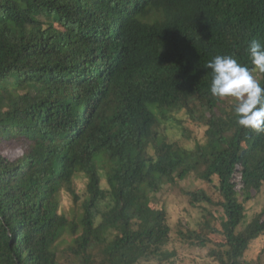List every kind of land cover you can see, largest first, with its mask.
Listing matches in <instances>:
<instances>
[{
	"label": "trees",
	"instance_id": "obj_1",
	"mask_svg": "<svg viewBox=\"0 0 264 264\" xmlns=\"http://www.w3.org/2000/svg\"><path fill=\"white\" fill-rule=\"evenodd\" d=\"M253 40L264 45V0H0V264L169 263L168 212L150 206L167 185L222 210L221 264H251L264 201L243 223L264 189V131L211 94L207 63L231 56L264 88ZM179 111L204 142L171 138ZM192 177L202 186H181Z\"/></svg>",
	"mask_w": 264,
	"mask_h": 264
},
{
	"label": "rangeland",
	"instance_id": "obj_2",
	"mask_svg": "<svg viewBox=\"0 0 264 264\" xmlns=\"http://www.w3.org/2000/svg\"><path fill=\"white\" fill-rule=\"evenodd\" d=\"M227 101H234L233 97H222ZM176 116H180L181 121L178 122L177 136L170 135L171 138L178 139L181 144L193 145L199 139L205 141V129L206 126L201 121L193 118L190 114H186L185 111L177 112ZM16 153V152H15ZM9 155V154H8ZM12 156V154H10ZM218 183L217 177L214 178L213 184ZM203 181L192 177L182 181L181 186L185 185L184 188H196L202 186ZM208 192L216 194L212 189L211 184L209 186L204 185ZM85 187V181L79 179L77 181V188L83 190ZM264 201V189L261 190L256 196L250 200L246 205V221L243 226L248 223L253 216L262 210ZM71 205L70 200L66 201V207L69 208ZM151 208L159 209L160 206L165 207L168 212L169 222L172 226V240L170 242V249L176 250V254L173 256L172 261L165 264H221L219 259L211 254V249L215 248L220 241L223 240L220 233L215 230H220V221L215 219L216 216L222 215V210L218 207H213L208 204L206 206L210 209L208 212L204 207L198 204V206H190L187 203V197L185 193L180 192V189L176 186H166L163 189L156 192L155 196L150 203ZM181 223H187L191 228H197L205 234L208 232L207 245H195L190 244L184 237L182 229H179ZM209 224V225H208ZM242 226V227H243ZM209 227V230L206 228ZM182 231V232H181ZM245 259L251 264H264V234L256 238L247 250ZM138 264H157V260H151L149 262L143 261Z\"/></svg>",
	"mask_w": 264,
	"mask_h": 264
},
{
	"label": "clouds",
	"instance_id": "obj_3",
	"mask_svg": "<svg viewBox=\"0 0 264 264\" xmlns=\"http://www.w3.org/2000/svg\"><path fill=\"white\" fill-rule=\"evenodd\" d=\"M247 51L255 68L264 73V45L253 40ZM207 67L213 73L211 94L236 99L234 111L238 125L264 131V88L249 69L227 55L215 56L208 61Z\"/></svg>",
	"mask_w": 264,
	"mask_h": 264
}]
</instances>
